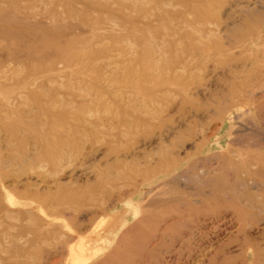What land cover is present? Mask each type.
<instances>
[{"label": "rangeland", "instance_id": "1", "mask_svg": "<svg viewBox=\"0 0 264 264\" xmlns=\"http://www.w3.org/2000/svg\"><path fill=\"white\" fill-rule=\"evenodd\" d=\"M80 239L264 264V0H0V264Z\"/></svg>", "mask_w": 264, "mask_h": 264}, {"label": "bare ground", "instance_id": "2", "mask_svg": "<svg viewBox=\"0 0 264 264\" xmlns=\"http://www.w3.org/2000/svg\"><path fill=\"white\" fill-rule=\"evenodd\" d=\"M99 238H100V236H98V234H96V237H95L94 241L99 239ZM86 239H87V237H86ZM81 240L82 239H80L79 243L77 242L78 244H77V246L75 248L69 247V251L68 252H69V257H70V264H86L92 258V255L96 254L95 253L96 252L95 249L94 250L92 249V252H89L88 250L90 248H88V243L87 242L83 243L82 242L83 240L82 241ZM89 245H90V243H89Z\"/></svg>", "mask_w": 264, "mask_h": 264}]
</instances>
